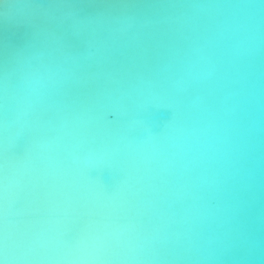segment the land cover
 Masks as SVG:
<instances>
[{
  "label": "water",
  "instance_id": "95a60500",
  "mask_svg": "<svg viewBox=\"0 0 264 264\" xmlns=\"http://www.w3.org/2000/svg\"><path fill=\"white\" fill-rule=\"evenodd\" d=\"M264 264V0H0V264Z\"/></svg>",
  "mask_w": 264,
  "mask_h": 264
},
{
  "label": "snow or ice",
  "instance_id": "6c2138e0",
  "mask_svg": "<svg viewBox=\"0 0 264 264\" xmlns=\"http://www.w3.org/2000/svg\"><path fill=\"white\" fill-rule=\"evenodd\" d=\"M5 264H8V261H7V234L5 237Z\"/></svg>",
  "mask_w": 264,
  "mask_h": 264
}]
</instances>
